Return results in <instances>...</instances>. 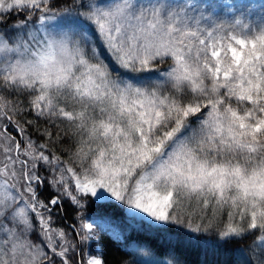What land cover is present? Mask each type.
<instances>
[{"label":"snow or ice","instance_id":"obj_1","mask_svg":"<svg viewBox=\"0 0 264 264\" xmlns=\"http://www.w3.org/2000/svg\"><path fill=\"white\" fill-rule=\"evenodd\" d=\"M12 12L27 15L0 29V120L16 131L0 124V264H105L69 255L97 228L120 238L79 214L88 201L157 235L255 236L246 264H264V0H0V21ZM25 113L57 131L33 140ZM63 200L77 244L53 227Z\"/></svg>","mask_w":264,"mask_h":264},{"label":"trees","instance_id":"obj_2","mask_svg":"<svg viewBox=\"0 0 264 264\" xmlns=\"http://www.w3.org/2000/svg\"><path fill=\"white\" fill-rule=\"evenodd\" d=\"M63 6L64 0H57V7ZM26 15L27 13L25 12L5 14L3 20L0 21V29L4 31L10 30L13 25L24 20ZM33 19H35V16H33ZM98 47L101 50V46L99 45ZM103 57L110 64L111 61L105 55ZM165 66L163 65L162 67ZM5 95L8 94L5 93ZM9 99H19L27 104V99L23 95H9ZM15 119H20V117H14ZM24 119L33 121V126L28 128V134L33 140L39 137L37 129L49 128L54 133L57 131L56 128L51 127L50 123H45L42 119L37 121L34 114L25 113ZM59 128L64 129V125L60 124ZM41 142H43L42 138ZM63 147H67V145L58 144L56 146L57 154H61L59 149ZM40 174L42 176L48 175L44 169H41ZM38 191L40 199L45 202L56 195L47 184ZM61 205L52 207L53 226L63 229L68 238L72 240L71 243L77 244L79 239L76 235L79 227L76 219L77 210L67 200H63ZM79 214L85 217L89 215L95 216L98 220L104 217L108 218L112 225L119 230L120 238L117 239L111 231H101L97 228L96 231L99 232L96 236L98 237L97 241H90L86 245L77 247L75 255L71 251L69 252L73 261L80 259L82 253H89V248H92L93 252H99L105 264H121V261L130 262L133 257L125 256V253L134 247H139L151 255L144 257V259H169L175 264H246L247 259L251 258L249 255L250 251L255 250L259 255L261 253V249L254 245V240L257 239L255 236H249L242 240L225 241L213 232L195 233L178 226H173L176 228L175 232L157 235L153 231L141 229L135 223L128 221L126 213L118 204L98 208L91 201H88L86 202L85 210ZM32 238L36 240V235H33ZM96 245L99 249H97ZM148 245H151V247H147ZM252 260L255 261L256 259L252 258Z\"/></svg>","mask_w":264,"mask_h":264},{"label":"rangeland","instance_id":"obj_3","mask_svg":"<svg viewBox=\"0 0 264 264\" xmlns=\"http://www.w3.org/2000/svg\"><path fill=\"white\" fill-rule=\"evenodd\" d=\"M225 2H227V3H231L232 2V0H225ZM97 44H98V46H99V41H97ZM99 52H100V54L102 55V56H106L107 57V53L106 52H104V49H103V47L101 46V50H99ZM108 58V57H107ZM109 59V58H108ZM110 60V59H109ZM105 62L106 63H108L106 60H105ZM110 64H112L111 62H110ZM109 64V66L110 67H113L114 68V66H111ZM0 124H6L7 125V127H8V129H9V131H11L12 132V134L13 135H16V132H15V129L12 127V124L10 123V122H7V121H4V120H0ZM19 138V137H18ZM132 223V222H131ZM54 228H57V227H55V226H53ZM58 229V228H57ZM39 231V229H38V225H37V232ZM100 231V230H99ZM119 231V230H118ZM96 236L98 235V231H96ZM95 236V239L94 240H92V242H94V241H97V238L98 237H96ZM33 239V238H32ZM69 239V238H68ZM34 240V239H33ZM36 243H40V240L37 238V236H36V240H34ZM69 241L71 242L72 240L71 239H69ZM98 245V244H97ZM96 245V247H97V249H99V247ZM96 247H95V249H96ZM89 253H92V254H95V253H97V254H95V255H100L99 254V252H93V250H92V248H89ZM249 255L251 256V259L252 258H254V259H256V257H258L259 256V254L255 251V250H253V251H250L249 252ZM149 256H151V255H149ZM155 260H157L158 261V264H175L173 261H171V260H169V259H155ZM254 261V260H253Z\"/></svg>","mask_w":264,"mask_h":264}]
</instances>
